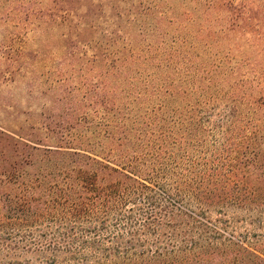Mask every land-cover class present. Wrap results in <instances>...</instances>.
Instances as JSON below:
<instances>
[{
	"label": "trees",
	"instance_id": "trees-1",
	"mask_svg": "<svg viewBox=\"0 0 264 264\" xmlns=\"http://www.w3.org/2000/svg\"><path fill=\"white\" fill-rule=\"evenodd\" d=\"M14 1L1 3L16 37L73 11L72 0ZM69 59L113 80L81 98L53 80L57 115L0 111V264H264L227 209L264 208V65L231 68L219 84L212 65L187 84L171 63L147 68L148 53Z\"/></svg>",
	"mask_w": 264,
	"mask_h": 264
},
{
	"label": "rangeland",
	"instance_id": "rangeland-1",
	"mask_svg": "<svg viewBox=\"0 0 264 264\" xmlns=\"http://www.w3.org/2000/svg\"><path fill=\"white\" fill-rule=\"evenodd\" d=\"M22 3L47 9L53 0H18L12 5ZM70 7L73 11L63 24L42 29L29 25L24 36L16 37L19 19L6 21L8 6L0 0V102L10 105L1 112H19L21 119L32 121L43 108L57 115L65 104L57 109L56 92L50 93L53 80L62 82L60 89L77 86L80 98L90 84L113 80L99 74L101 64L71 62V51L89 56L99 51L148 53L147 68L171 63L182 70L187 84L197 83L202 78L199 69L212 65L224 71L218 84L231 68L246 71L264 65V0H72ZM16 56L18 62H12ZM21 62L22 70H16ZM192 96L195 93L187 99ZM227 209L237 232L249 234L264 252V208Z\"/></svg>",
	"mask_w": 264,
	"mask_h": 264
}]
</instances>
